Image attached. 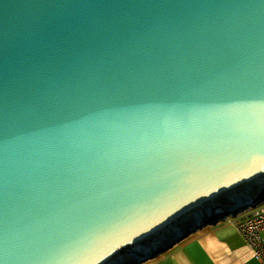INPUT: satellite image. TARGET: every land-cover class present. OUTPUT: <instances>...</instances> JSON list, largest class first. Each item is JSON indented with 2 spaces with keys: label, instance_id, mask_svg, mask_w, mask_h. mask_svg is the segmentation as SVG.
<instances>
[{
  "label": "water",
  "instance_id": "1",
  "mask_svg": "<svg viewBox=\"0 0 264 264\" xmlns=\"http://www.w3.org/2000/svg\"><path fill=\"white\" fill-rule=\"evenodd\" d=\"M264 199V0H0V264H140Z\"/></svg>",
  "mask_w": 264,
  "mask_h": 264
},
{
  "label": "crops",
  "instance_id": "2",
  "mask_svg": "<svg viewBox=\"0 0 264 264\" xmlns=\"http://www.w3.org/2000/svg\"><path fill=\"white\" fill-rule=\"evenodd\" d=\"M207 226L140 264H262L237 231L234 219Z\"/></svg>",
  "mask_w": 264,
  "mask_h": 264
},
{
  "label": "built area",
  "instance_id": "3",
  "mask_svg": "<svg viewBox=\"0 0 264 264\" xmlns=\"http://www.w3.org/2000/svg\"><path fill=\"white\" fill-rule=\"evenodd\" d=\"M244 209L232 215L231 220H235L237 231L247 241L254 258L264 264V208L247 214Z\"/></svg>",
  "mask_w": 264,
  "mask_h": 264
},
{
  "label": "rangeland",
  "instance_id": "4",
  "mask_svg": "<svg viewBox=\"0 0 264 264\" xmlns=\"http://www.w3.org/2000/svg\"><path fill=\"white\" fill-rule=\"evenodd\" d=\"M262 208H264V199H262V201L258 202L256 205H252L250 207H247L246 209H244V212H245V214H247V213H250L252 211L255 212L254 210H260ZM231 219H232V215H227L224 217V219H222L218 223H223L225 221L229 222ZM218 223H216V224H218ZM208 225H211V224H208ZM205 226H207V225H205ZM207 227H209V226H207ZM176 245H177V243L174 245V247ZM149 260H151V259H149Z\"/></svg>",
  "mask_w": 264,
  "mask_h": 264
},
{
  "label": "bare ground",
  "instance_id": "5",
  "mask_svg": "<svg viewBox=\"0 0 264 264\" xmlns=\"http://www.w3.org/2000/svg\"><path fill=\"white\" fill-rule=\"evenodd\" d=\"M250 207V206H249ZM243 210V209H242ZM237 213H241V212H239V211H235V212H230V214L229 215H235V214H237ZM218 217V216H217ZM215 218V219H217V221H216V223L218 222V221H221L222 219L221 218ZM200 228H202V227H200ZM199 228V229H200Z\"/></svg>",
  "mask_w": 264,
  "mask_h": 264
}]
</instances>
